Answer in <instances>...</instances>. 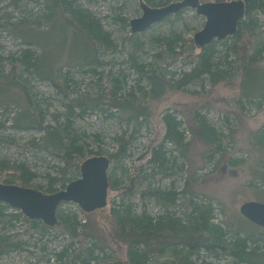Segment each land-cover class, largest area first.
<instances>
[{
  "label": "rangeland",
  "instance_id": "1",
  "mask_svg": "<svg viewBox=\"0 0 264 264\" xmlns=\"http://www.w3.org/2000/svg\"><path fill=\"white\" fill-rule=\"evenodd\" d=\"M67 1L92 13L108 34L109 46L96 48L65 15L50 11L44 0H0V183L22 186L13 171L21 165L34 174L27 188L52 194L81 178L84 161L106 156L111 160L108 205L87 213L75 203L63 204L69 229H76L72 236L60 224L44 229L39 221L33 228V220L0 203V238L9 248L0 254V264H126L127 246L114 235L115 214L120 218L128 211L153 218L166 213L185 217L191 208L187 205L190 195L184 192L190 191L194 192L192 202L213 205L214 224L250 236L249 247L263 254L264 228L245 218L240 208L246 202L264 203V139H260L264 52L248 76L237 68L230 71L229 81L213 86L204 78L202 84L178 89L174 87L177 80L194 60L187 51L175 60H162L161 38L174 37L177 47L188 46L204 28V16L187 8L180 16L132 34L130 21L143 14L139 0ZM179 1L150 0L148 4L162 7ZM256 17L260 23L257 49H262L264 15ZM231 45L228 39L217 45L215 67L229 68L235 59ZM27 48L33 51L29 68L22 59ZM155 68L162 70L168 83L153 91L148 74ZM110 79L119 84L115 100L133 99L134 109L115 106L106 97L104 87L110 86ZM168 114L180 122L183 145L165 139ZM196 118L213 130V144L197 134ZM56 130L69 134L66 141H59ZM120 138L125 140L123 158L117 155ZM70 141L79 153L67 164ZM157 151L165 157L162 167L152 161ZM169 195L175 196L174 203L167 201ZM227 232L229 238L234 235ZM83 244H95L93 258L88 259L87 252L71 262L58 257ZM201 259L232 264L228 255L214 258L202 253Z\"/></svg>",
  "mask_w": 264,
  "mask_h": 264
},
{
  "label": "trees",
  "instance_id": "2",
  "mask_svg": "<svg viewBox=\"0 0 264 264\" xmlns=\"http://www.w3.org/2000/svg\"><path fill=\"white\" fill-rule=\"evenodd\" d=\"M44 1L47 3V7L50 11L65 15L67 21L83 32L86 38L91 41L96 48L99 49L104 45L109 46L110 41L108 34L104 33L99 21L95 19L92 13L75 6L73 2L67 0ZM147 1L151 3L150 0ZM243 1L246 5L245 17L240 22L237 32L233 36L227 38L232 41L230 50L232 49L235 53V59L230 62V66L227 70L219 69L215 67L214 64L217 45L220 41L215 40L208 46L200 49L199 53H196L195 51L198 47L194 45L193 40L190 41L188 46L177 47L178 41L174 40V37L161 38L162 51L160 57H162V60H175L182 57L186 51L191 53V61L194 60L192 68L188 72L182 74V77L177 80V84L174 87L181 89L191 83L202 84L205 80L204 78H207L214 86L222 81L231 80L230 71L237 68L244 69L246 75H250L253 71V66L256 65L259 58L262 56V52H264V48L257 49L260 23L256 17L257 13L264 15V0ZM182 12L176 15L180 16ZM0 26H3V24L0 23ZM132 46L134 47V45ZM32 54L33 51L29 48L23 51L22 59L26 61L25 65L27 68L32 66ZM148 79L152 83L153 91L163 88L165 84L168 83L160 68H155V70L148 74ZM172 79H174V77H172ZM116 82H118V80H116ZM109 85L110 86L107 85V87H104L106 90L105 94L110 101L112 100L114 102L115 106L121 104L123 107H127V109H134L135 103L133 99L123 103L115 100V94L119 84H115L114 81L110 79ZM164 120L167 124L165 139L177 146L183 145L184 137L183 133L179 130L180 122L171 114L166 115ZM196 121L198 123V128L196 129L197 134L204 138L206 136V140L213 144V130L204 122H198L197 118ZM55 134L58 136L60 142L66 141V137L69 136L68 133L60 130H56ZM262 135L260 139L263 140L264 133ZM120 141L122 148L117 155L123 158V156L126 155L124 148L125 140L120 138ZM70 142L72 151L66 154L67 156L65 159L67 164L74 154L79 153V149L72 145V141ZM214 149L218 151L219 146ZM112 157L114 158L115 156ZM152 161L161 167L165 165V157L160 151H157L153 155ZM2 164L3 163H0V169ZM13 171L18 175L22 186L25 187L29 184L34 175L25 168V166L21 165L18 167L14 166ZM112 186L114 187V185ZM193 193V191L189 193L184 192L186 196L190 195L187 205L191 208V211L186 214L185 217H177L174 214L166 213L163 216L153 218L145 214L137 215L128 211L123 218H120L115 214L114 219L117 228L114 235L120 242H123L127 246L126 264H209L205 262L204 259H201L202 253H207L214 258H220V255H228L232 264H264V253L259 255L256 250L249 247V242L252 241V238L248 235L242 237V232L234 230L233 227L229 228V230H225L218 224H214L213 205L211 203L192 202ZM159 199L161 200L160 197ZM175 199V196L169 195L167 201L174 203ZM63 204L65 203H62L58 208V224L65 228V230L70 231L72 236H76V229H69L70 219L66 217L64 211L61 209ZM0 206L3 205L0 204ZM4 207L10 208V206ZM2 216L3 213L0 210V218ZM15 217L18 216L15 215ZM38 223L40 222L33 220V228H36ZM42 227L44 229L49 228L46 225ZM227 231H234V235L229 238ZM97 248L99 247L97 246ZM94 249H96L95 244L90 247L83 244L80 248H76L71 254L68 253V249L64 250L58 257L60 259L67 257L71 262L72 257L74 258L77 257V254L87 252L88 259H90L93 258ZM7 250H9L7 242L0 238V254L8 252ZM83 261L86 262L85 260ZM114 264H121V261L115 262Z\"/></svg>",
  "mask_w": 264,
  "mask_h": 264
},
{
  "label": "water",
  "instance_id": "3",
  "mask_svg": "<svg viewBox=\"0 0 264 264\" xmlns=\"http://www.w3.org/2000/svg\"><path fill=\"white\" fill-rule=\"evenodd\" d=\"M139 1L143 14L130 21L132 34L143 33L168 17L190 8L206 18L204 28L194 36L195 45L199 49L215 40L224 41L233 36L246 13L243 0H181L162 7H151L144 0ZM110 165L111 160L106 156L89 158L81 165V178L71 182L64 190L52 194L0 183V203L21 211L30 220L42 221L48 227H55L59 223L58 208L62 203H75L87 213L108 205ZM240 212L249 221L264 228V203L246 202L241 206Z\"/></svg>",
  "mask_w": 264,
  "mask_h": 264
},
{
  "label": "crops",
  "instance_id": "4",
  "mask_svg": "<svg viewBox=\"0 0 264 264\" xmlns=\"http://www.w3.org/2000/svg\"><path fill=\"white\" fill-rule=\"evenodd\" d=\"M258 162H259V160L256 163H258Z\"/></svg>",
  "mask_w": 264,
  "mask_h": 264
},
{
  "label": "flooded vegetation",
  "instance_id": "5",
  "mask_svg": "<svg viewBox=\"0 0 264 264\" xmlns=\"http://www.w3.org/2000/svg\"><path fill=\"white\" fill-rule=\"evenodd\" d=\"M145 1V0H144ZM146 2V1H145ZM148 4V3H147ZM149 5V4H148ZM150 6V5H149Z\"/></svg>",
  "mask_w": 264,
  "mask_h": 264
}]
</instances>
